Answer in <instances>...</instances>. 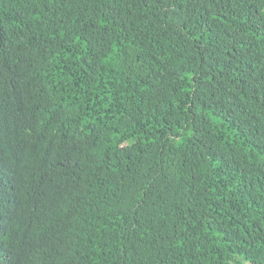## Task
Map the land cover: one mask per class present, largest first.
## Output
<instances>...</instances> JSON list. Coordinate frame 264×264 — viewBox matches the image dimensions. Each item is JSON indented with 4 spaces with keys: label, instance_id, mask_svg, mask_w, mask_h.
I'll return each mask as SVG.
<instances>
[{
    "label": "trees",
    "instance_id": "1",
    "mask_svg": "<svg viewBox=\"0 0 264 264\" xmlns=\"http://www.w3.org/2000/svg\"><path fill=\"white\" fill-rule=\"evenodd\" d=\"M0 264H264V0H0Z\"/></svg>",
    "mask_w": 264,
    "mask_h": 264
}]
</instances>
